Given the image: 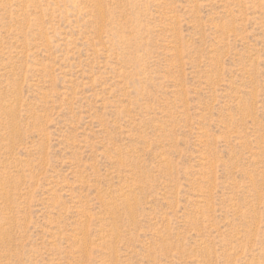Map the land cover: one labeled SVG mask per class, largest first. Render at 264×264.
Masks as SVG:
<instances>
[{
	"label": "rangeland",
	"instance_id": "374dc122",
	"mask_svg": "<svg viewBox=\"0 0 264 264\" xmlns=\"http://www.w3.org/2000/svg\"><path fill=\"white\" fill-rule=\"evenodd\" d=\"M0 264H264V0H0Z\"/></svg>",
	"mask_w": 264,
	"mask_h": 264
}]
</instances>
